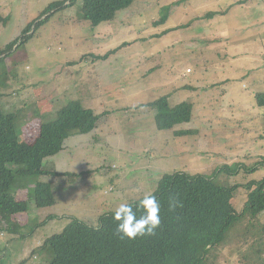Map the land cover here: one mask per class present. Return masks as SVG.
Listing matches in <instances>:
<instances>
[{"label": "rangeland", "instance_id": "obj_1", "mask_svg": "<svg viewBox=\"0 0 264 264\" xmlns=\"http://www.w3.org/2000/svg\"><path fill=\"white\" fill-rule=\"evenodd\" d=\"M63 1L0 0L8 18L0 48L18 40L4 65L10 78L2 107L16 113L28 143L71 101L101 118L45 164L81 177L38 176L23 190L48 183L56 204L36 211L31 201L29 214L14 217L21 226L14 235L1 226L4 264H51L38 248L71 218L97 226L175 172L215 175L239 165L214 179L239 186L233 203L242 213L245 186L264 178V106L256 99L264 93V0H137L97 27L83 20L80 0H69L35 27L51 3ZM167 95L171 107L191 102L192 119L159 130L149 104ZM180 130L194 133L175 137ZM205 264H264V213L246 215Z\"/></svg>", "mask_w": 264, "mask_h": 264}, {"label": "trees", "instance_id": "obj_2", "mask_svg": "<svg viewBox=\"0 0 264 264\" xmlns=\"http://www.w3.org/2000/svg\"><path fill=\"white\" fill-rule=\"evenodd\" d=\"M67 1L51 3L42 15L47 16L35 27ZM136 1L80 0L82 17L97 27L113 21L118 12L130 8ZM167 18V14L164 15L158 24ZM7 20L0 14V24H6ZM33 26L28 25L22 32L21 43ZM17 43L18 40L5 49L0 48V232L2 226L13 235L21 229L14 217L29 214L31 201L36 211L56 204L52 186L48 183L37 182L33 192L28 195L23 192L30 181L38 176H82V173L71 175L48 171L45 164L65 149L69 138L94 131L101 118L93 110L85 108L81 101H71L58 111L55 121L41 124L34 142L24 141L20 128H17L16 113L6 111L1 103V88L10 78L4 65ZM256 99L260 106H264V93L257 94ZM149 107L157 111L155 121L159 130H172L192 119L193 104L186 101L171 107L168 95L150 103ZM192 133V130H180L174 135L180 137ZM238 170L239 165L235 164L224 166L215 171V175L185 172L164 175L154 191L161 203V225L153 236L120 239L113 213L101 216L98 227L74 217L61 233L43 241L38 250L52 257L51 264H205L211 250L219 248L231 229L246 215L257 219L264 213V178L255 185L245 186L248 194L242 213L236 211L233 203L239 186H226V182L219 179L217 183L214 179L221 173L230 175ZM23 193L27 195L25 200ZM173 197L177 200L175 208L170 207V198ZM0 264H4L1 249Z\"/></svg>", "mask_w": 264, "mask_h": 264}, {"label": "clouds", "instance_id": "obj_3", "mask_svg": "<svg viewBox=\"0 0 264 264\" xmlns=\"http://www.w3.org/2000/svg\"><path fill=\"white\" fill-rule=\"evenodd\" d=\"M176 206L177 200L170 198V207ZM113 219L120 239L153 236L161 225V203L154 191L144 192L138 201L121 202L113 212Z\"/></svg>", "mask_w": 264, "mask_h": 264}]
</instances>
